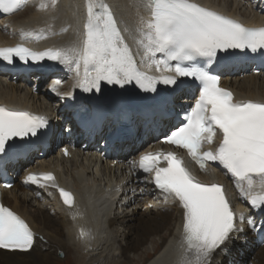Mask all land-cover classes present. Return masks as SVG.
Here are the masks:
<instances>
[{"label":"snow or ice","instance_id":"snow-or-ice-1","mask_svg":"<svg viewBox=\"0 0 264 264\" xmlns=\"http://www.w3.org/2000/svg\"><path fill=\"white\" fill-rule=\"evenodd\" d=\"M26 4L27 0H0V12L16 13ZM145 6L150 16L141 17L138 37H134L143 49L141 62L174 75L150 76L139 69L113 11L103 0H88L81 45L42 53L23 46L0 48V62L27 65L47 59L59 63L74 72L76 86L84 93H100L106 85L122 89L131 85L156 94L153 99L160 97L159 103L141 114L150 130L170 122L172 106L185 83L178 78L198 81L194 105L175 114L184 123L169 127L162 142L186 150L201 170H207L208 162L222 166L253 215H237L224 187L197 180L175 152H148L133 166L149 174L164 199L181 209L182 264H217L216 257L227 254L244 231L241 225L264 231V102L234 101L233 93L220 87L217 58L219 53L237 50L264 56V27L247 28L193 0H148ZM158 85L168 87L158 90ZM47 128L45 117L0 107V167L6 168L16 156L29 151ZM217 134L219 143L212 149ZM25 183L57 189L64 205L74 207L73 194L60 188L52 174H29ZM78 214L74 211L73 218ZM35 239L29 224L0 203V249L28 251Z\"/></svg>","mask_w":264,"mask_h":264},{"label":"bare ground","instance_id":"bare-ground-1","mask_svg":"<svg viewBox=\"0 0 264 264\" xmlns=\"http://www.w3.org/2000/svg\"><path fill=\"white\" fill-rule=\"evenodd\" d=\"M106 1L128 12L138 5V0H103V3ZM199 1L218 9H228L233 15L252 20L251 23L264 19V15L260 18L253 6H249L250 0ZM79 4L80 0H62L54 7L24 12L9 22L13 25L12 21L29 14V19L37 22L38 26H48L60 14L62 20L59 31H67L65 37H68L71 33L68 26L70 16L79 8ZM4 34H0V40L9 39ZM32 81L0 77V103L18 104L37 111L44 109L57 125L55 116H59V112H52V103L46 101L44 96L32 94ZM70 81L76 87L77 77L74 73ZM226 85L233 89L238 99L264 100V74L254 76L249 73L244 78L235 77ZM100 142L92 146L90 154L83 156L78 152L80 154L72 160H61L58 154L51 153L41 156L42 150H39L31 152L26 161H17L19 165L9 166L12 176L28 167H35L38 162L42 170L57 168L63 185L75 190L78 199L73 209H67L56 201L38 200L16 183L6 192L5 202L30 223L36 233V240L33 248L26 253L0 250V264H58L61 253L67 260L72 259L79 264H113L123 263L140 252L146 254L143 264H182L184 252L178 243L182 226L181 209L170 201L165 206L160 203L156 207L152 201L155 195L143 193L142 187L140 189L134 180L126 186L122 181L111 195L104 194L103 188L110 185L114 175L108 163L100 165L98 162L100 159L95 150ZM129 151L136 152V148L121 146L115 160L121 161L122 155ZM123 167L118 166L117 171L123 172ZM88 198L92 202L86 205ZM74 211L79 213L75 218ZM158 237L160 239L155 250H145L148 242ZM216 261L217 264H264V246L258 247L248 228L239 234L227 254L216 257Z\"/></svg>","mask_w":264,"mask_h":264},{"label":"rangeland","instance_id":"rangeland-1","mask_svg":"<svg viewBox=\"0 0 264 264\" xmlns=\"http://www.w3.org/2000/svg\"><path fill=\"white\" fill-rule=\"evenodd\" d=\"M159 239H160V237L153 239L152 240L153 243H152V241H149L145 250H147L148 252L154 251L156 243L158 242ZM145 257H146V254L140 252L139 255L132 256L131 259L126 260L127 262L124 261L123 263H113V264H143L144 260L146 259ZM74 262H77L79 264L78 261H74L72 259L67 260L66 257H63L60 260L58 259V261H57L58 264H73Z\"/></svg>","mask_w":264,"mask_h":264}]
</instances>
